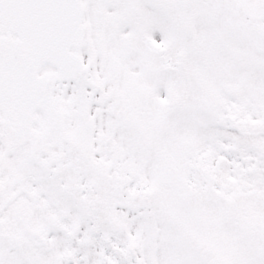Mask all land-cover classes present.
Wrapping results in <instances>:
<instances>
[{"label":"snow or ice","instance_id":"obj_1","mask_svg":"<svg viewBox=\"0 0 264 264\" xmlns=\"http://www.w3.org/2000/svg\"><path fill=\"white\" fill-rule=\"evenodd\" d=\"M0 264H264V0H0Z\"/></svg>","mask_w":264,"mask_h":264}]
</instances>
